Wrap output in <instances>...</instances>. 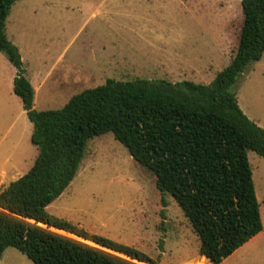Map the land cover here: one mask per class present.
<instances>
[{"label":"rangeland","instance_id":"rangeland-1","mask_svg":"<svg viewBox=\"0 0 264 264\" xmlns=\"http://www.w3.org/2000/svg\"><path fill=\"white\" fill-rule=\"evenodd\" d=\"M241 1L18 0L10 10L5 32L18 47L24 76L35 89L34 108L55 110L109 79L211 84L238 48L244 20ZM96 7L103 13L99 20L88 12ZM61 58L74 65L85 62L94 78L87 75L72 86L50 77ZM115 59L116 68L111 70ZM16 76V67L0 51V188L25 175L38 155L31 142L33 125L14 93ZM231 91L243 113L263 128L264 59L249 65ZM85 151L74 180L47 207L50 215L89 235L134 247L160 264H196L202 259L199 239L180 206L171 195H161L154 176L112 133L91 139ZM248 159L263 231L221 264H264V158L249 152ZM39 226L143 264L75 234ZM0 264L33 263L16 248H8Z\"/></svg>","mask_w":264,"mask_h":264},{"label":"trees","instance_id":"trees-1","mask_svg":"<svg viewBox=\"0 0 264 264\" xmlns=\"http://www.w3.org/2000/svg\"><path fill=\"white\" fill-rule=\"evenodd\" d=\"M17 1L0 0V51L17 69L14 93L33 125L38 156L25 175L0 189V261L16 248L33 264H133L38 225L44 224L138 263L160 264L47 212L74 180L90 140L107 133L154 176L161 195L180 206L199 239L196 264H221L263 231L248 153L264 158V129L243 113L231 88L264 55V0L241 1L238 48L211 84L109 79L61 109L44 111L34 108L35 90L5 32Z\"/></svg>","mask_w":264,"mask_h":264},{"label":"crops","instance_id":"crops-1","mask_svg":"<svg viewBox=\"0 0 264 264\" xmlns=\"http://www.w3.org/2000/svg\"><path fill=\"white\" fill-rule=\"evenodd\" d=\"M102 4H99V6H101ZM84 7V6H83ZM89 13H92V19H96L98 18L99 20V17L103 14L102 11L100 10V7H96V8H91L88 10ZM17 47V46H16ZM18 48V47H17ZM19 50V49H18ZM20 52V51H19ZM95 58L97 57V54L94 56ZM114 57V56H113ZM264 59V55L262 57V59L257 62V63H260L262 62V60ZM63 59L61 58L60 60H58L57 62H60L58 65H54L51 69V76H54L55 78L59 79L63 84L66 83V81H68V84H71L72 86H77L79 85L78 82L76 80H81L82 78H84L85 76L87 75H90L92 78L93 75H92V72H87L86 69H85V62H81V63H77L76 65L72 64L71 62H67V63H63L61 62ZM116 61V63H115ZM116 64H117V60L115 59L113 62H111L110 64V69L111 70H115L116 68ZM60 65V67H58ZM74 65V66H73ZM61 71V72H60ZM57 73V74H55ZM60 73H63L65 74L64 76L60 75ZM97 73V72H96ZM70 75V76H69ZM69 76V78H68ZM36 78H39V76L37 74L34 75V80L35 81H38ZM39 87L41 86V83L38 84ZM37 85V86H38ZM81 85V83H80ZM33 86V85H32ZM34 88V87H33ZM35 90V89H34ZM34 106H35V100H34ZM255 123L258 124V126H261L262 127V123L259 122V121H255ZM264 128V127H263ZM33 133V132H32ZM38 156V155H37ZM9 184V183H8ZM7 184V185H8ZM6 186V185H5ZM4 187V185L2 186ZM1 187V188H2ZM0 188V189H1ZM251 241V240H250ZM246 245V244H245ZM244 245V246H245ZM241 249V248H240Z\"/></svg>","mask_w":264,"mask_h":264},{"label":"water","instance_id":"water-1","mask_svg":"<svg viewBox=\"0 0 264 264\" xmlns=\"http://www.w3.org/2000/svg\"><path fill=\"white\" fill-rule=\"evenodd\" d=\"M29 222H32V223H34V224H37L35 221H33V220H28ZM38 225H41V224H38ZM43 225V224H42ZM46 227H48L47 225H45ZM49 228V227H48Z\"/></svg>","mask_w":264,"mask_h":264}]
</instances>
